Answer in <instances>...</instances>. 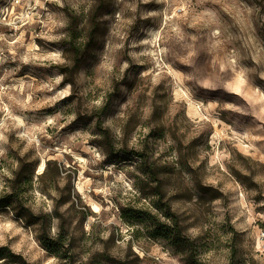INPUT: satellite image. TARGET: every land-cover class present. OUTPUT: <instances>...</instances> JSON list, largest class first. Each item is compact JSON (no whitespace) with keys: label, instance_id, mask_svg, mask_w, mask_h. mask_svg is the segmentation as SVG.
Instances as JSON below:
<instances>
[{"label":"rangeland","instance_id":"obj_1","mask_svg":"<svg viewBox=\"0 0 264 264\" xmlns=\"http://www.w3.org/2000/svg\"><path fill=\"white\" fill-rule=\"evenodd\" d=\"M258 3L264 15V0ZM129 5L135 6V13ZM246 6H251L250 0H150L147 4L143 0L119 4L117 0H94L87 24L78 28L81 17L74 14L68 0H0V148L4 150L0 179L10 189L0 193V202H11L10 206L0 203V235L7 241L0 245V264H77L81 259L83 264H130V256L141 264L140 256L132 253L133 241L145 253L156 248L170 260L178 255L191 260L190 250L181 253L171 241L169 223L175 221L181 231L182 226L165 202L158 173L168 170L166 158L176 148L160 132L156 101L171 112L169 128L174 140L180 129H185L182 135L188 143H181L182 159L187 162L202 157V168L213 158L221 159L223 169L213 165L224 177L218 185L223 187L231 180L240 185L245 203L251 205L248 220L252 227L247 232H264V197L247 195L256 187L251 182L257 171L254 165L264 168L259 159L264 156V112L259 114L248 99L257 96V90L264 94L260 75L264 71V29L254 20L248 27ZM79 7L83 16L89 5ZM148 12L156 15L147 16ZM209 13L217 22L215 29L205 26ZM128 20H132L130 25ZM141 25L144 31H140ZM213 30L220 36H213ZM117 32L120 35H115ZM134 36L133 48L130 42ZM121 42L124 48H115ZM109 47L115 49L110 57L115 61L114 75L121 57L129 61L120 81L109 78L112 87L101 67ZM129 52H135L140 63H133ZM82 67L86 71L81 75ZM133 70L148 75L129 84L127 72ZM240 77L245 84L237 91ZM120 83L127 84L133 107L148 98L153 103L151 123L144 125L147 135L139 141L141 151L127 147L132 115L124 125L125 143L119 151L101 126L112 111V98ZM190 103L198 107L199 116L189 112ZM90 104L98 107H87ZM73 136L78 138L73 140ZM88 149H95L105 159L93 164ZM45 152L48 157L60 158L42 159ZM156 153L162 162L159 165L150 163ZM41 163L44 173L37 176L35 168ZM133 166L134 172L126 171ZM121 172L123 182L133 181L137 193L127 205L120 202L123 191L118 193L119 199L109 194L122 182L118 179ZM61 175L66 180L63 189L57 183ZM53 186L55 196L50 191ZM69 186L77 189L71 203L64 195ZM38 199L41 206L51 202L53 212H33L30 205ZM228 203L225 199V206ZM62 206H66L65 213L60 211ZM53 216L60 220L54 241L49 237ZM232 218L227 215L226 221L230 223ZM198 219L191 220L189 226L198 227ZM244 220L241 216L237 224ZM69 221L71 239L64 228ZM125 229L131 239L120 258L115 241L123 240ZM230 231L231 264H236L235 245L241 233L234 226ZM77 239L86 240L88 246L75 245ZM13 245L19 247V253L12 251ZM113 249L116 254H110ZM145 260L161 264L155 257L145 255Z\"/></svg>","mask_w":264,"mask_h":264},{"label":"clouds","instance_id":"obj_2","mask_svg":"<svg viewBox=\"0 0 264 264\" xmlns=\"http://www.w3.org/2000/svg\"><path fill=\"white\" fill-rule=\"evenodd\" d=\"M19 2V0H17ZM57 3L60 0H56ZM94 0H68V4L72 9L75 10V15L81 17V21L78 25V28H84L87 24V13L93 3ZM122 2V0H117V4ZM150 0H143V3L147 4ZM165 0H156V3H164ZM88 4L89 7L84 8L83 16H81V11L79 5ZM251 6L245 7V13L248 16V27L251 28L252 21H255V24L258 28L264 29V15L260 13V5L258 0H250ZM131 11L135 13L136 9L134 5H129ZM127 10V9H125ZM147 16H155L156 13L148 12ZM213 14L209 13L210 17L206 22L205 26L210 29H215L217 26V22L211 19ZM237 16L242 18V13H237ZM119 15L117 19H119ZM135 17L133 16V19ZM127 24H131L132 20H128ZM145 26H140V31H144ZM115 35H120L119 32L115 33ZM213 36H220L219 31H212ZM136 36H139V32H137ZM251 36L248 37V42L251 41ZM121 40H124V37L121 36ZM136 46V37L134 36L130 42V47ZM115 48L123 49L124 43H118L115 45ZM115 49L109 47L107 50V54L104 56V63L101 65L105 69L103 76L106 81H108L109 87L113 86V81L110 80V77H114L116 82L120 81L127 69L129 68V61L123 60L121 57V63L119 64V71L115 75L113 74V64L115 61L110 59L112 52ZM92 55H96L95 52ZM128 55L132 58L133 63H140L138 56L135 52H129ZM25 62L27 60L25 59ZM91 63V62H90ZM262 67H264V62H261ZM86 71V68L82 67L80 70V74ZM148 73H137L136 70L127 72V81L128 83H133L137 79L147 76ZM261 78H264V71L260 72ZM82 81L78 78L77 84ZM156 82V81H153ZM208 85L205 84V87ZM70 87V86H69ZM95 86H93L94 88ZM92 90V89H89ZM86 95V92L84 93ZM156 105L159 107V122L161 125L160 132L163 133L164 137L167 139L169 145H173L176 150L173 151L169 157L166 158L168 164V170L162 173H158L159 178L163 181L161 191L165 195V202L168 203L171 211L177 215L180 220L182 231L180 236L183 238V244L187 245L190 250L191 260L186 259L182 256H176L175 259H171L168 257L167 253L163 256L158 252L156 248H151L146 253L142 251L139 247H137V242H132V253L139 255L141 258V264H150L148 260H145V255L147 257H155L156 260L161 261L163 264L164 261L170 260V264H231L232 260V248L229 246V241L231 238L230 229L234 226L235 230L241 235L239 236L236 242V255L235 261L236 264H251V262L257 261L259 264H264V232H257L253 230L251 232H247L248 228H251L252 225L249 223L248 217L251 212V205L245 203L244 197L245 193L240 188V185L235 182V180L225 181L224 186L220 187L218 185L219 180H223L224 177L220 176L216 171V168L213 165H216L218 168L223 169L224 164L221 162V159H215L209 161L203 168L200 167V163L202 162V157L199 159H194L192 161H184L182 159V148L181 143L187 144L188 140L184 139L182 133L185 132V129L182 127L180 129V133L177 134V139L172 138L173 129L169 128V124L171 123L170 117L171 112H168L161 103V101H156ZM87 107H98L97 104H90ZM153 107V103L151 98L144 100L141 104L136 106H132L129 98V89L127 84L120 83L118 85V92L112 98L111 102V113L106 114L104 118V122L102 123V127L106 130L108 136L112 141V147L119 151L120 148L125 143V134H124V125L127 122L128 116L132 115L134 118L130 125V136L127 140V147L129 150L136 149L137 151L142 150V144L139 142L143 139L144 136L147 135L148 129L144 127L146 123L150 124L151 120V109ZM48 123H52L51 120ZM95 121H93V126ZM195 135V132L192 133ZM78 136H73L72 139L76 140ZM191 137L189 136V139ZM2 139V137H0ZM151 144L152 141H149ZM31 144V141H30ZM3 148H0V155H3ZM27 151V148H25ZM93 155L92 163L97 164L100 161L104 160L105 157L101 156L95 149H88ZM195 152V146L193 148ZM40 154L39 145L37 143V155ZM23 155V152L21 153ZM159 153H156L152 156L150 163L153 161L159 165L162 163L157 160V156ZM36 157H33L35 159ZM59 159L60 157H48L47 152L43 153L42 159ZM262 164H264V156L259 157ZM257 171L255 175L251 176V182L256 186L253 188L247 195L249 196H261L264 197V168L258 165H254ZM45 165L43 163L39 164L35 168V172L37 176H40L44 173ZM126 171L134 172L135 167H131L126 169ZM213 174H215L213 176ZM118 179L122 182L114 185L115 191L109 193L110 195H117L119 199L118 193L123 191L124 198L120 199L122 204L127 205L129 199L132 196H135L137 193L132 189L133 181L125 180L124 172H121L118 176ZM57 183L59 187L63 189L65 187V177L61 175L57 178ZM10 191V189H6L4 182L0 179V193H5ZM52 195H56L55 186L50 189ZM76 191L77 189L73 186H69L67 191H65L64 195L66 200L69 203L74 202L76 199ZM179 193L177 196L176 194ZM223 194L222 196L220 194ZM175 197V198H173ZM227 199L229 203L225 206L224 201ZM264 204V200L261 201ZM32 211L35 213H39L41 210L44 213L51 214L53 212V205L51 202H45L43 206H41L40 200H36L31 205ZM114 207V205H113ZM205 209H208V212H205ZM61 213L66 212V206H62L60 208ZM66 215L70 216L71 213H66ZM231 215L233 218L230 223L226 221V216ZM245 217L243 223L237 224V221L240 217ZM191 218V219H189ZM198 219V227H191V220ZM161 221H164V217H160ZM60 220L56 219L54 216L51 217V227L49 231V237L53 241L57 239L58 231H59ZM169 223V228H172ZM65 231L68 235V238L71 239V222L69 221L64 225ZM125 234L123 240L117 239L115 241L116 245L119 247L120 258H123V254L127 251L128 243L131 237L127 235V230H124ZM247 234L245 235L244 233ZM79 237V233L76 234ZM173 237H175V233H172ZM105 239H107V233H105ZM7 241L4 239L2 235H0V245L6 244ZM75 245L80 247L88 246V242L85 240L83 243L77 239L75 241ZM97 247H100L97 245ZM12 251L19 253L20 249L18 246L13 245ZM110 254H116L115 249L110 252ZM25 257H28V253H24ZM130 264H137L135 257H129ZM77 264H83V260H78Z\"/></svg>","mask_w":264,"mask_h":264},{"label":"bare ground","instance_id":"obj_3","mask_svg":"<svg viewBox=\"0 0 264 264\" xmlns=\"http://www.w3.org/2000/svg\"><path fill=\"white\" fill-rule=\"evenodd\" d=\"M243 84H245V79L242 77L239 78V83L237 84V91H241ZM249 101L251 104L255 106V109L259 112V114L264 112V94L260 90H257V96H250ZM189 112L194 116H199L200 112L198 107L194 103H190ZM81 161H85L82 157H80Z\"/></svg>","mask_w":264,"mask_h":264},{"label":"trees","instance_id":"obj_4","mask_svg":"<svg viewBox=\"0 0 264 264\" xmlns=\"http://www.w3.org/2000/svg\"><path fill=\"white\" fill-rule=\"evenodd\" d=\"M0 203L2 206H10L9 204L11 202L5 200ZM172 226H174L171 229V241L173 245L176 248H178L181 253H186L189 250V248L187 245L183 244V238L180 236L181 230H180V227L178 226V223L174 221V224H172ZM173 232L175 233V237H173L172 235Z\"/></svg>","mask_w":264,"mask_h":264}]
</instances>
